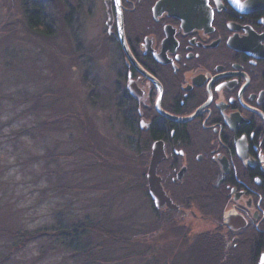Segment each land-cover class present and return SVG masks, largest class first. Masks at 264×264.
Listing matches in <instances>:
<instances>
[{
    "label": "flooded vegetation",
    "instance_id": "obj_1",
    "mask_svg": "<svg viewBox=\"0 0 264 264\" xmlns=\"http://www.w3.org/2000/svg\"><path fill=\"white\" fill-rule=\"evenodd\" d=\"M39 2L58 16L38 27L51 33L53 20L80 65L108 55L118 142L143 163L138 186L183 253L195 264H264V0H239L243 12L236 0Z\"/></svg>",
    "mask_w": 264,
    "mask_h": 264
},
{
    "label": "rangeland",
    "instance_id": "obj_2",
    "mask_svg": "<svg viewBox=\"0 0 264 264\" xmlns=\"http://www.w3.org/2000/svg\"><path fill=\"white\" fill-rule=\"evenodd\" d=\"M42 8L0 0V264H195L155 220L138 186L143 163L118 142L108 55L80 65L53 20L50 35L30 26L29 15L54 16ZM68 230L92 253L66 248Z\"/></svg>",
    "mask_w": 264,
    "mask_h": 264
},
{
    "label": "trees",
    "instance_id": "obj_3",
    "mask_svg": "<svg viewBox=\"0 0 264 264\" xmlns=\"http://www.w3.org/2000/svg\"><path fill=\"white\" fill-rule=\"evenodd\" d=\"M27 4H28V6H30V3L29 2H27ZM28 19H29V21H30V26L31 27H34V28H37L40 24H39V18H38V16L36 17V15H29L28 16ZM46 35H50L51 33L48 31V30H46V32H44ZM74 229H76V228H74ZM73 230H71V231H69L68 230V234H64L63 235V237H64V239H65V241H66V243H65V247L66 248H68V249H75V251H76V254H86V252L87 253H89V254H91L92 252H91V250L93 251V249H92V247H89V245L90 244H83L82 242H81V246H79L78 244H76V242L75 241H73V240H75V239H71V237H74V238H76V239H80L81 240V234H79L78 232H76L75 234H74V232L73 233H71ZM84 231V230H83ZM111 232V234H115L114 232H112V231H110ZM117 232V231H116ZM83 234H84V232H83ZM73 235V236H72ZM118 235H115V236H113V237H117ZM207 258V257H206ZM206 261H208V258H207V260L206 259H204V261H202V263L203 264H205V262ZM87 262L88 261H86L85 263L87 264ZM92 262V261H91ZM91 264V263H90Z\"/></svg>",
    "mask_w": 264,
    "mask_h": 264
},
{
    "label": "water",
    "instance_id": "obj_4",
    "mask_svg": "<svg viewBox=\"0 0 264 264\" xmlns=\"http://www.w3.org/2000/svg\"><path fill=\"white\" fill-rule=\"evenodd\" d=\"M156 167H157V160H152L151 164H150V167L148 169L147 178H148V182H149L150 193L154 196V198L156 199L157 203L159 204V201H163V200H166V199H165V197L163 195V191H162L161 186L159 185V187L157 188V186H156L157 184H155L156 181H157V178H156ZM158 184H159V182H158ZM159 205H161V204H159Z\"/></svg>",
    "mask_w": 264,
    "mask_h": 264
},
{
    "label": "clouds",
    "instance_id": "obj_5",
    "mask_svg": "<svg viewBox=\"0 0 264 264\" xmlns=\"http://www.w3.org/2000/svg\"><path fill=\"white\" fill-rule=\"evenodd\" d=\"M236 4H237V10L240 11V12H243L244 11V8L242 5H240V2L239 0H236ZM254 63V61H253Z\"/></svg>",
    "mask_w": 264,
    "mask_h": 264
},
{
    "label": "bare ground",
    "instance_id": "obj_6",
    "mask_svg": "<svg viewBox=\"0 0 264 264\" xmlns=\"http://www.w3.org/2000/svg\"><path fill=\"white\" fill-rule=\"evenodd\" d=\"M161 202L163 203V201H159V204H162Z\"/></svg>",
    "mask_w": 264,
    "mask_h": 264
}]
</instances>
